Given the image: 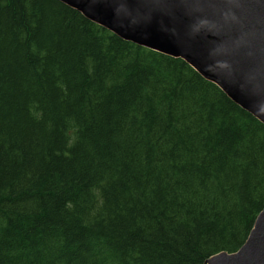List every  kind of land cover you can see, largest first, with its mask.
Returning <instances> with one entry per match:
<instances>
[{
	"label": "trees",
	"instance_id": "1",
	"mask_svg": "<svg viewBox=\"0 0 264 264\" xmlns=\"http://www.w3.org/2000/svg\"><path fill=\"white\" fill-rule=\"evenodd\" d=\"M264 207V124L181 58L59 0H0V264H206Z\"/></svg>",
	"mask_w": 264,
	"mask_h": 264
},
{
	"label": "water",
	"instance_id": "2",
	"mask_svg": "<svg viewBox=\"0 0 264 264\" xmlns=\"http://www.w3.org/2000/svg\"><path fill=\"white\" fill-rule=\"evenodd\" d=\"M119 38L181 58L264 124V0H59ZM206 264H264V207Z\"/></svg>",
	"mask_w": 264,
	"mask_h": 264
}]
</instances>
